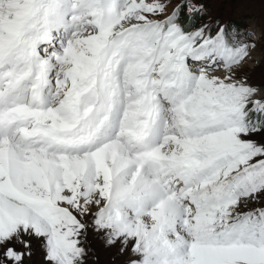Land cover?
<instances>
[{
	"label": "snow or ice",
	"instance_id": "1",
	"mask_svg": "<svg viewBox=\"0 0 264 264\" xmlns=\"http://www.w3.org/2000/svg\"><path fill=\"white\" fill-rule=\"evenodd\" d=\"M214 3L0 0V264H264V28Z\"/></svg>",
	"mask_w": 264,
	"mask_h": 264
},
{
	"label": "rangeland",
	"instance_id": "2",
	"mask_svg": "<svg viewBox=\"0 0 264 264\" xmlns=\"http://www.w3.org/2000/svg\"><path fill=\"white\" fill-rule=\"evenodd\" d=\"M214 12L257 31L264 28V5L258 0H215ZM253 57L255 63H250L248 67L250 75L258 80L264 77V52H254Z\"/></svg>",
	"mask_w": 264,
	"mask_h": 264
},
{
	"label": "trees",
	"instance_id": "3",
	"mask_svg": "<svg viewBox=\"0 0 264 264\" xmlns=\"http://www.w3.org/2000/svg\"><path fill=\"white\" fill-rule=\"evenodd\" d=\"M224 19H229V18H224Z\"/></svg>",
	"mask_w": 264,
	"mask_h": 264
}]
</instances>
